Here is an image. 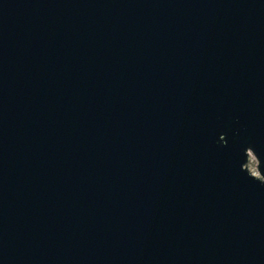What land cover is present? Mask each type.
Instances as JSON below:
<instances>
[{
    "label": "water",
    "instance_id": "obj_1",
    "mask_svg": "<svg viewBox=\"0 0 264 264\" xmlns=\"http://www.w3.org/2000/svg\"><path fill=\"white\" fill-rule=\"evenodd\" d=\"M0 264H264V0H0Z\"/></svg>",
    "mask_w": 264,
    "mask_h": 264
}]
</instances>
